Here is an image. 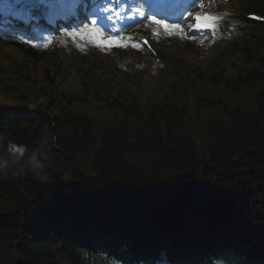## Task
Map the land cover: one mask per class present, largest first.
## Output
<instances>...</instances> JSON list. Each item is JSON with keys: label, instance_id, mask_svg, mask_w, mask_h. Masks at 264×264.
Segmentation results:
<instances>
[{"label": "trees", "instance_id": "1", "mask_svg": "<svg viewBox=\"0 0 264 264\" xmlns=\"http://www.w3.org/2000/svg\"><path fill=\"white\" fill-rule=\"evenodd\" d=\"M252 3L264 13V5ZM239 52L245 61L233 72L169 55L186 79L166 77L160 96L145 102L124 88L125 73L108 53L92 57L108 59L105 68L86 73L81 64L91 59L60 62L57 50L27 48L31 59L0 52V86L36 89L30 111L0 110L2 139L22 144L1 159L0 242L8 258L18 257L9 264H88L78 244L92 249L111 239H132L153 253L165 242L179 250L176 238L184 242L186 231L200 229L207 242L236 251L238 262L264 264V25L230 42L219 62ZM53 62L61 97L46 68ZM70 67L87 81L81 92L66 81ZM247 89L254 91L250 99ZM189 92L196 94L194 115ZM95 103L110 117H95ZM30 157L44 167L25 166ZM149 234L156 244H147Z\"/></svg>", "mask_w": 264, "mask_h": 264}, {"label": "snow or ice", "instance_id": "2", "mask_svg": "<svg viewBox=\"0 0 264 264\" xmlns=\"http://www.w3.org/2000/svg\"><path fill=\"white\" fill-rule=\"evenodd\" d=\"M203 6L204 5L202 4L201 7ZM194 20L195 23L190 24L188 27L199 30H205V29L214 30L219 20V17L212 15H203V16L196 15L194 17ZM151 23L161 26L164 29V31L168 34H173V33L183 34L184 32L183 28H181L179 24H167L161 20L155 19V17L152 18ZM93 25H95V21H93ZM85 31L87 34L91 36V38L97 44V46H102V47L126 46L125 44H123L122 40H114L110 37H106L99 29L95 27H92L91 29H86ZM155 34L157 33L154 32V35ZM23 42L28 43V41H23Z\"/></svg>", "mask_w": 264, "mask_h": 264}, {"label": "rangeland", "instance_id": "3", "mask_svg": "<svg viewBox=\"0 0 264 264\" xmlns=\"http://www.w3.org/2000/svg\"><path fill=\"white\" fill-rule=\"evenodd\" d=\"M205 8H207V7H205ZM199 10H201V9H199ZM180 26H181V28H185L186 23L181 22ZM150 28H153V26L150 25ZM244 92H245L244 99H250L254 95V91H252L250 89H247ZM3 96H4V94H3ZM94 111L96 113H93V115H95V117H98V119L100 121L104 120L107 116L110 117V112L107 109H104V108L102 110H100V106H97V110H94Z\"/></svg>", "mask_w": 264, "mask_h": 264}, {"label": "bare ground", "instance_id": "4", "mask_svg": "<svg viewBox=\"0 0 264 264\" xmlns=\"http://www.w3.org/2000/svg\"><path fill=\"white\" fill-rule=\"evenodd\" d=\"M95 12H98L96 9L94 10ZM39 16H40V14H38ZM117 20V19H116ZM118 21V20H117ZM237 67V66H236ZM236 67H234L233 69H235ZM73 74H76V73H73ZM39 81H40V79H39ZM15 102H17V101H15ZM4 110V109H3ZM13 112H15V113H19V114H21L20 112H21V109H17V110H14ZM104 199H105V197H104ZM103 247H105V246H103ZM79 249H83L84 250V248H85V245L84 244H80V246L78 247ZM106 248V247H105ZM102 251H106L107 253H111L110 255H108L110 258H117V259H119V258H121V256H117L116 255V253H115V251L114 250H107V249H104L103 250V248H101V245H98V244H96V246L95 247H93V254L94 255H96L97 254V252H102ZM118 255H119V253H117ZM122 261H126L125 259L123 260L122 259Z\"/></svg>", "mask_w": 264, "mask_h": 264}, {"label": "clouds", "instance_id": "5", "mask_svg": "<svg viewBox=\"0 0 264 264\" xmlns=\"http://www.w3.org/2000/svg\"><path fill=\"white\" fill-rule=\"evenodd\" d=\"M10 151H14V150H10ZM20 157H22V150L20 153ZM20 157H13V162H21ZM23 163L25 164V166L31 167L34 171L37 169H42L44 167V165L40 163L38 160H36L35 157H30L28 158L27 161H24Z\"/></svg>", "mask_w": 264, "mask_h": 264}, {"label": "water", "instance_id": "6", "mask_svg": "<svg viewBox=\"0 0 264 264\" xmlns=\"http://www.w3.org/2000/svg\"><path fill=\"white\" fill-rule=\"evenodd\" d=\"M205 185H201L199 188H202V187H204Z\"/></svg>", "mask_w": 264, "mask_h": 264}]
</instances>
